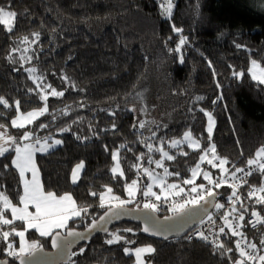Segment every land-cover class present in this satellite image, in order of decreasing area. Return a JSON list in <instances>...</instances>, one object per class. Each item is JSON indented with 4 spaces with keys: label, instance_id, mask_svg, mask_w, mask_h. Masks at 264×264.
<instances>
[{
    "label": "trees",
    "instance_id": "1",
    "mask_svg": "<svg viewBox=\"0 0 264 264\" xmlns=\"http://www.w3.org/2000/svg\"><path fill=\"white\" fill-rule=\"evenodd\" d=\"M163 2L10 0L11 10L17 17L12 33L7 32L6 25H0V97L11 107L0 105V124L5 125L0 131H7L20 143L32 142L19 140L25 131L35 133L42 140L51 137L62 141L52 151L37 154L36 162L46 191L57 195L70 193L78 206L88 209L83 220L69 222L70 229H85L93 219L104 214L105 209L99 207V196L90 193H105L111 187L113 195L127 197L124 185L137 179V170L131 165L142 163L163 173V169L147 163L149 157L159 159L161 155L155 151L148 153V143L159 147L163 139L165 150L175 155L174 160L164 161L170 172H180L179 177H168L169 183L190 178L188 169L198 163L202 150L194 151L186 144L179 149L169 145L171 140L181 139L186 131H191L203 146L208 145L207 117L201 108L213 114L211 143L216 145L221 158L230 161L226 167L233 164L245 167L246 160L264 146V85L253 81L248 71L253 59L264 66V0H173L175 7L170 19L162 14ZM0 6H9V0H0ZM173 25L182 32L176 33ZM34 32H46L51 37L43 41L39 59L33 63L65 94L49 98L48 113L25 129H17L12 127L11 120L19 111L27 113L45 106L39 99L41 92L25 68L6 61L15 44ZM181 37H186L187 43L181 46L180 52L170 51L178 46ZM181 56L183 63H180ZM233 72L245 75L239 78ZM58 74L67 76L68 81L56 82L54 76ZM220 96L222 99H218ZM196 97L203 99L197 101ZM17 100L19 111L14 106ZM140 122H145V129H139ZM40 124L48 127H37ZM152 132L156 135L152 136ZM117 150L125 176L117 173L113 178L112 155ZM180 152L189 155L183 156ZM142 153L144 159L138 161ZM80 162L84 163V170L79 181L72 184L71 172ZM4 164L9 167L5 169ZM200 167L205 171L211 169L206 161ZM0 173L3 186L0 190H5L13 203H17L15 189L22 185L9 158H0ZM201 181L202 175L196 183ZM146 183L150 181L141 175V188ZM250 184L260 186V175L256 174ZM217 192L222 194L217 202H228L227 186ZM138 197L139 201L142 197L139 192ZM243 201L249 210L246 221L251 207L246 199ZM236 206L239 208L240 204ZM253 207L261 210L259 205ZM157 214L169 216V213ZM6 215L11 218L10 212ZM261 215L264 216V210ZM119 228L132 231L121 230L119 233L126 240L107 244L110 233ZM242 231L250 241L258 243L264 226L254 232L246 225ZM26 237L50 249L51 237H40L35 231H29ZM235 239L223 241L227 247H234L232 240ZM150 243L156 248L151 264H232L237 258L234 252L221 256L213 251L214 246L198 238L154 240L141 233L140 224L126 222L114 226L107 235L77 247L73 252L77 254L72 255L69 264H135V256L125 254L123 248ZM3 248L0 259L16 264L17 260L7 257Z\"/></svg>",
    "mask_w": 264,
    "mask_h": 264
},
{
    "label": "snow or ice",
    "instance_id": "2",
    "mask_svg": "<svg viewBox=\"0 0 264 264\" xmlns=\"http://www.w3.org/2000/svg\"><path fill=\"white\" fill-rule=\"evenodd\" d=\"M163 8V16L170 19L173 14V9L175 7L173 0H164L160 5ZM17 13L11 10L10 0L9 6H0V25L7 26V32H13V25L16 20ZM173 30L176 33H181L182 29L175 28L173 25ZM35 40L38 41L40 38V33H32ZM21 43H30L29 37L25 36L22 38ZM187 43L186 37H181L179 39V44L175 49H170V51L180 52L181 46ZM238 48L245 47L243 45H236ZM13 52L21 51L19 48H13ZM23 52H27L28 49H23ZM12 60V57H9ZM33 59L31 56L21 55L20 60L25 62H30ZM13 62H15L13 60ZM180 63H183V56L180 57ZM251 66L248 71L251 73V79L264 85V66L256 60H251ZM211 65V62H209ZM18 70V69H17ZM32 76L33 82L36 83L37 89L46 92L51 89L50 93L45 95H39V99L42 101H47L48 96L52 97H63L64 91H57L51 86V84L44 83L46 77L41 74L36 75L38 69L36 67H31L25 69ZM215 74V70L213 69ZM233 75L239 78H243L244 72H233ZM68 77H62L63 81H68ZM217 87H220L217 81ZM74 87V84L72 85ZM29 91H33L30 89ZM203 97H196V100H202ZM222 99V96L218 97ZM216 101H213L215 103ZM0 105L5 107H11L8 101L3 97H0ZM15 108L19 111L20 102L17 100L14 102ZM135 111V109H132ZM201 112L207 117V140L208 145L205 147L201 144L199 139L193 138L191 131H186L183 133L181 139H173L170 141V148L179 149L181 145H187L189 148L195 150H202L198 157V163L195 167L188 169L191 172V177L183 179L180 183H169L168 177L180 176V172H170L165 166L164 161H172L176 157L170 154L169 151L165 150V141L161 139L159 147H153L151 143L147 144L148 153L155 151L160 153L159 159H153L149 157L147 163L149 165L155 164V168L163 169V173L156 172L155 169H150L149 167H144L142 163H136L130 167L137 170V179H133L130 183L124 185L125 191L127 192L126 198H121L120 196L113 195V189L107 187L105 193L97 194L96 192L90 193L92 196H99V207L105 209V212L99 219H93L88 231H93L100 229L107 232L108 229L105 226L107 220L112 217H118L127 211L126 206L129 204L136 203L135 198L139 192L144 198L152 197L154 200L146 199L143 203V209L149 212H158L161 205H158L155 201H161L162 204H169L171 211L174 214L187 215L195 208H201L207 215V220L201 217L198 221L199 224L204 225L207 223L209 225L207 231L209 234H205V231L198 230L195 235L199 237L202 241L214 246L213 251L218 252L221 256H225L228 253H235L236 259L232 260V264H264V231L260 233V239L257 242L250 241L246 234L242 231L245 227V214L248 213V208L244 206V201L241 200L240 188L244 185H248V191L246 194V199L252 201L254 205L261 206V210H264V146H261L252 158L246 160L245 167H237L233 164L232 168L226 167L230 163L227 158H221L216 152V145L211 143L212 133L215 126V120L213 114L210 111H205L203 108L200 109ZM48 113V107L45 106L38 109L29 111L26 114H20L16 118L11 120V125L17 129H25L27 125L32 124L38 117ZM115 115V113H113ZM39 128H46L48 125L40 124L37 125ZM137 127V125H133ZM139 129H145V122H140L138 124ZM5 125L0 124V129H4ZM115 128V125H113ZM70 129H61V131H69ZM156 133L152 132V136ZM79 138V137H78ZM52 139L51 137H44L43 140L31 131H25L21 134L19 140L21 141H32L30 143H20L15 136H11L7 131H0V158H9L11 165L14 167L15 171L18 173L19 185L15 189L17 196V203H13L12 199L6 194L5 190H0V242L5 243L3 252L6 253L7 257L13 260H18L19 264H31L30 259L36 255L38 251H42V245L38 241L29 242L26 239V234L29 231H35L40 237H52V246L55 248L61 247V238L66 242L65 247L71 246V241L68 240L69 237H75L79 239H86L84 233L77 232L68 227L70 221H75L76 219L83 220L85 218L84 214L87 213V208H82L78 206L77 201L73 198L70 193H64L57 195L53 191H46L44 184L40 178V169L36 162L37 153H46L50 148L55 145H60L61 140L56 139L53 143L48 141ZM121 148L126 147L121 145ZM6 154H8L6 156ZM180 155L188 156V152H180ZM210 157V158H209ZM112 159L115 161V166L111 168L113 173V178L118 173L120 177H124L125 173L120 165V154L119 150L113 153ZM144 159V154L142 153L137 157L138 161ZM206 163L213 169L220 170V177L218 179L213 177V173L210 171L202 170L200 165ZM3 167L7 169L8 164H4ZM85 165L83 162L78 163L71 172V183L76 184L80 179V173L84 169ZM142 169V173H141ZM238 173H243L242 176H238ZM254 173L260 175L261 185L254 186L249 183L248 178L253 176ZM2 174V173H0ZM30 174V175H29ZM141 175L146 177L150 183L143 184L141 188ZM203 176V180L207 181V185L204 183L196 184V179L199 176ZM183 185H191L188 190V194L182 198L181 201L171 199L170 197H180L182 193H185V189L181 187ZM227 186L231 189V193L226 196L228 202H230L229 207L225 211L226 205L224 203H218L217 197L222 195L216 192L214 189H219L221 187ZM159 188V193L153 189ZM0 189L3 186L0 185ZM195 194V195H191ZM254 198V199H253ZM240 207L237 208V204ZM189 205L192 207L189 208ZM216 209L219 213V219L222 220V224L217 225L216 219L213 215L208 212V207ZM136 208L140 209V205L136 204ZM31 209V210H30ZM261 210H257L255 207L252 208L249 213V219L247 221L253 229H257V226H264V216L261 215ZM10 212V217L6 213ZM255 219H252V218ZM174 217H165L166 220H172ZM19 222V223H17ZM5 226H8V230H4ZM227 229V231H226ZM64 230L63 236L62 231ZM258 230V229H257ZM125 231L131 232L132 229H125ZM145 233H150L153 236H163L164 239H168V235L160 231L158 228L150 227L148 224L142 228ZM224 236L227 239L237 238L232 240L234 247H227L225 242L220 239V236ZM111 238L106 241L107 244H116L121 241H125V237L121 236L118 232L110 233ZM10 237H19V247L18 249L14 246L13 240ZM191 239L192 237H187ZM127 243H133L132 241H126ZM123 251L125 254L135 256V264H151L150 261L144 259L145 255H151L156 252V249L151 245L137 247L135 249H130L124 247ZM84 252V249H80V254ZM77 253H72L71 255H76ZM71 257H69L70 259ZM231 260V257H228ZM0 264H9L8 260H0Z\"/></svg>",
    "mask_w": 264,
    "mask_h": 264
},
{
    "label": "water",
    "instance_id": "3",
    "mask_svg": "<svg viewBox=\"0 0 264 264\" xmlns=\"http://www.w3.org/2000/svg\"><path fill=\"white\" fill-rule=\"evenodd\" d=\"M216 199L218 200V197ZM126 207L132 210L127 211L126 213L118 217H112L107 220V223L105 225L108 229L107 232H104L100 229L88 231L89 226L82 230L73 229L77 232L84 233L87 238L79 239L75 237H69L68 240L71 241V246L67 248L65 247L66 242L63 240V238H61V247L55 248L52 246L51 237L50 249H45L44 247H42V251H38L34 257L27 259H30L31 264H69L72 259L71 254L77 247L92 241L100 235H107L114 226L126 222L140 224L141 233L144 236L154 240L168 241L173 239H180L186 237L192 231V229L198 224V221L201 217H204V219L207 217L204 210L201 208H195L191 211V213L187 215L172 214L169 216H165L174 217L172 220H166L165 217L159 216L157 212H149L148 210L143 208H140L143 210H138L137 208H131L128 206ZM191 207L192 206H189V208ZM213 210L214 208H212L211 206L208 207V212L211 213ZM145 224H148L150 227L153 228H158L160 231L168 235V239H164V237L160 235L153 236L150 233L143 232L142 228L145 226ZM69 257L71 258L69 259ZM8 262L9 264H11L9 260ZM16 264H19L18 260L16 261Z\"/></svg>",
    "mask_w": 264,
    "mask_h": 264
},
{
    "label": "rangeland",
    "instance_id": "4",
    "mask_svg": "<svg viewBox=\"0 0 264 264\" xmlns=\"http://www.w3.org/2000/svg\"><path fill=\"white\" fill-rule=\"evenodd\" d=\"M6 27H7V26H6ZM34 33H37V32H34ZM38 33H40V38H39L38 41L35 40V37H34V36L32 35V33H31V34L27 35V36L29 37V41H30V43H27V44H25V43H21V41H22V39H21V40L19 41L18 44H15V48H19V49H21V51L12 52V53L9 54V56L7 57L6 61H7L9 64H11V65L22 66V67H24L25 69H27V68H31V67H36V68L38 69L36 75L39 76V75L43 74V75L46 77L44 83H46V84H51V83H50V80L47 79V76L44 74V72H43L42 70H40L39 67L36 66V65L33 63L35 60H38V59H39L40 46H42V47L44 46L43 41L48 40V39H50V37H51V35L48 34V33H46V32H38ZM23 49H28V51H27V52H23V51H22ZM21 55L31 56V57H33V59H32L30 62H25V61L20 60ZM9 57H12V60H10ZM13 60H14L15 62H13ZM28 73H29V72H28ZM29 75H30V77L32 78V76H31L30 73H29ZM54 80H55L56 82H62L61 74H58L57 76H54ZM51 86H52L53 88H55V86H53L52 84H51ZM55 89H56V88H55ZM56 90H57V89H56ZM38 91L41 92V95H45V94H47V93H50L51 89H48V90H47V93H46V92H43V91H40L39 89H38ZM57 91H58V90H57ZM51 97H52V96L49 95V96H48V99L51 98ZM47 101H48V100H47ZM47 101H46V102H47ZM44 102H45V101H44ZM46 102H45V103H46ZM37 110H38V109H37ZM22 113H23V112L19 111L18 114H17V116L20 115V114H22ZM23 114H26V113H23ZM161 114H163V112H162ZM161 114H160V115H157V118H158V119H159V116H162ZM165 114H166V113H165ZM165 114H164V116H165ZM17 116H16V117H17ZM40 117H41V116H40ZM40 117H38V118H40ZM38 118H37V119H38ZM37 119H36V120H37ZM36 120H35V121H36ZM159 120H160V119H159ZM169 122H170V121H169ZM54 140H56V139L49 140L48 142L51 144V143L54 142ZM60 145H61V144H60ZM60 145H55L53 148H50L46 153L52 151L53 149L57 148V147L60 146ZM37 154H39V153H37ZM209 158H210V157H209ZM228 168L231 169L232 166H230V167H228ZM83 170H84V169H83ZM83 170H82L81 173H80V177H81V175H82ZM207 171L212 172V173H213V177L216 178V179H218V178L220 177V175H221V174H220V170H219L218 168H217V169H213V168H211L210 170H207ZM256 174H257V173H254L253 176H251V177L248 178L249 183L251 182V180L253 181V177H254ZM29 175H30V174H29ZM242 175H243V173H238V176H242ZM40 178H41V174H40ZM197 179H198V177H197ZM197 179H196V180H197ZM78 181H79V180H78ZM200 183H204L205 185H207V181H205V180L201 181ZM200 183H196V184H200ZM181 187H182V186H181ZM190 187H191V186H190ZM190 187H189V188H188V187H187V188H184V189H185V193H182L180 197H170V200H171V199H175V200H177L178 202L181 201L182 198L188 194V190L190 189ZM221 188H222V187H221ZM219 189H220V188H219ZM219 189H214V190L217 192V190H219ZM153 190L159 193V190H158L157 188L154 187ZM229 190H230V193H231V189H229ZM247 191H248V185H244V186H242V187L240 188V193L243 194V195H241V200L246 199ZM138 198H139V197H138V193H137V196H136V198H135L136 203H134L133 205L139 204L140 206L143 207V203L146 202V199L154 200V198H152V197L144 198V197L142 196V197L139 199V201H138ZM253 199H254V198H253ZM137 202H140V203H137ZM155 202H156L158 205H161L160 210H159L158 212H160V213H168V212L166 211V209H168V208L170 207L169 204H162L161 201H155ZM245 202H248L249 206L251 207V209H250V212H251V210H252V208H253V206H254L253 204H250L252 201L249 200V199H246ZM218 203H224L225 205H229V204H230V202H225V201H223V202L218 201ZM129 205H132V204H129ZM237 205H238V204H237ZM127 206H128V205H127ZM135 207H136V206H135ZM170 209H171V208H170ZM30 210H31V209H30ZM221 211H223V210H221ZM213 212H214L215 214L217 213V214L219 215V213L217 212L216 209H214ZM248 219H249V217L246 219V221H244L245 226L247 225V226L250 228V230H252V231L255 232L256 230L252 229V227H251L250 225H248V223H247ZM252 219H255V218L253 217ZM219 222L222 224V220L219 219ZM259 229H261V226H260V225H259L258 230H259ZM4 230H5V228H4ZM121 230H122V231H125L124 228H119V229H116L115 232H118V233H119ZM258 230H257V231H258ZM61 231L64 232V230H61ZM112 233H113V232H112ZM119 234H120V233H119ZM120 235L123 236L122 234H120ZM123 237H124V236H123ZM26 239H27V237H26ZM10 240H13V242H14V246L18 249V247H19V237H18L17 240H14L13 237H10ZM125 240H126V238H125ZM29 242H31V241H29ZM121 242H123V241H121ZM147 245H151L152 247L155 248V245L152 244V243H150V244H146V245H141V246H138V247H143V246H147ZM2 247H5L4 242H0V250H1ZM128 248H130V249H135V248H137V247H128ZM155 249H156V248H155ZM152 255H153V254H151L150 256H149V255H145L144 259H145L146 261H150V262H151V257H152Z\"/></svg>",
    "mask_w": 264,
    "mask_h": 264
},
{
    "label": "built area",
    "instance_id": "5",
    "mask_svg": "<svg viewBox=\"0 0 264 264\" xmlns=\"http://www.w3.org/2000/svg\"><path fill=\"white\" fill-rule=\"evenodd\" d=\"M191 195H195V194H191ZM189 206H191V205H189ZM228 207H229V205H226V208L223 211L227 210ZM166 211L169 213V215L174 214L171 211L170 207L168 209H166ZM213 211L211 212V214L213 215V218L216 219L217 225L221 224L219 222V215L217 213L215 214ZM206 220H207V217L205 218V221ZM208 227H209V225L207 223H205L204 225H201V224L198 223L186 237L191 236L192 238H198L199 239V237L196 236L195 233L198 230H202V231H205V234L207 235V234H209V232L207 231ZM258 228H259V225L257 226V229ZM257 229H254V230H257ZM226 231H227V229H226ZM224 238H225L224 236H222V235L220 236V239L221 240H223Z\"/></svg>",
    "mask_w": 264,
    "mask_h": 264
}]
</instances>
